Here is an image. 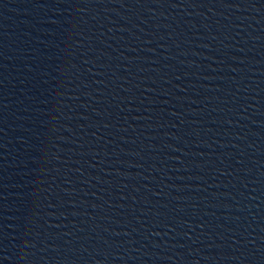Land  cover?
Masks as SVG:
<instances>
[{"label":"water","instance_id":"95a60500","mask_svg":"<svg viewBox=\"0 0 264 264\" xmlns=\"http://www.w3.org/2000/svg\"><path fill=\"white\" fill-rule=\"evenodd\" d=\"M0 264H264V0H0Z\"/></svg>","mask_w":264,"mask_h":264}]
</instances>
